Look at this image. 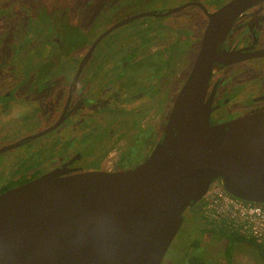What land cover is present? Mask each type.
Segmentation results:
<instances>
[{
	"label": "water",
	"instance_id": "obj_1",
	"mask_svg": "<svg viewBox=\"0 0 264 264\" xmlns=\"http://www.w3.org/2000/svg\"><path fill=\"white\" fill-rule=\"evenodd\" d=\"M264 0H232L206 15L194 67L174 101L161 140L137 168L117 173L58 169L0 195V264H162L182 228L185 212L200 204L219 180L233 197L264 204V111L212 125L206 101L216 66L241 60L218 53L235 21ZM131 16L98 38L144 18ZM219 64V65H217ZM68 109V105L66 110ZM60 121L40 138L60 127Z\"/></svg>",
	"mask_w": 264,
	"mask_h": 264
},
{
	"label": "rangeland",
	"instance_id": "obj_2",
	"mask_svg": "<svg viewBox=\"0 0 264 264\" xmlns=\"http://www.w3.org/2000/svg\"><path fill=\"white\" fill-rule=\"evenodd\" d=\"M75 2L77 5H75ZM186 2V0H73L69 7L65 5L64 0H54L53 3L55 4L48 10L47 15H44L45 18L40 19V15L46 9L44 0H0V18H2L0 20L4 22L5 27L3 32L0 28V87L20 81L21 83L30 84L42 81L44 84V80L51 79L50 82H47L46 88L48 90L36 100L31 101V96L26 94L25 89L19 93L18 101L21 104L18 101L16 102V105H20V107L17 109V113L12 115L11 120H8L5 116H0V149L15 144L23 137L42 132L55 124L61 117L67 88L74 74L71 69L79 66L83 55L80 53L62 59L56 67H53L54 70H49V72L45 70L43 65L57 55L62 46L63 40L56 30L58 26L62 27L64 23L70 22L69 25L77 24L87 33L92 30L93 34L89 36L85 34L84 40L93 38L91 41L94 42L111 27L131 16L146 12L166 13L185 5ZM203 2L209 4L215 2V0H203ZM223 3L224 0L213 6L215 9H219L224 5ZM206 7L209 11L215 10L209 5ZM190 9L187 11L189 12L187 16L177 14L166 19L165 21L169 20L174 27L165 32L162 31V28H159L162 21L156 18L141 19L120 28L105 40L103 49L99 47V51L106 54L103 58L108 64H101L100 59H94L90 63V69L87 70L90 76L95 67L97 71H100V68L105 65V72H110L113 76L115 70L112 69L118 66L123 56H126L124 62H127V59H130L131 62L132 60L141 62V65L136 63L135 69L132 71V74H136L137 78L138 73L142 71L141 68L147 67L143 58L144 54L147 55V53H144L145 51L154 53L166 49V54H168L171 48L177 46V55L182 54V59L177 62L176 75H172L171 71L167 72L168 75L170 74L168 83L177 82V87H172L173 85L169 83L167 90L170 89V91H167L166 95V111L164 110L159 116L153 115L154 112L151 110V113H147L140 120L144 126L148 127L150 124H155L159 117L163 119V124H167L173 108L174 97L181 87L180 84L184 82L193 66L195 43L191 46L190 54L186 53L193 42L190 34L192 33L193 36L198 38L200 28H205L207 24L203 26L204 18L201 12ZM13 22H17L19 28L11 35L9 31L12 29ZM175 58H172V62L175 61ZM109 66L111 70H109ZM101 71H104V69H101ZM234 76L235 79L232 84L241 85L247 77H250V74L244 72V74ZM146 77L149 76L146 74L139 76L141 83L135 87V95H140L139 92L148 89V84L144 83ZM179 79L181 80L179 81ZM127 86L133 87L131 82L127 83ZM24 88H27V86ZM118 93L121 94L122 90L119 84L116 83L111 88L110 94L116 98ZM146 97L148 98V96ZM154 106L153 104L152 107ZM133 107L140 108L142 105L135 103L132 106V102L131 104L128 102L122 103L118 105V112L99 113V116L105 115L104 120L108 121L109 117L106 115L112 117L111 114H114L113 118H115L117 114L125 111L120 109H126L129 112L133 110ZM241 108L236 107L235 109ZM23 113L27 114L22 117ZM121 120H117L120 122L119 124L122 123L123 120ZM131 121L133 120L131 119ZM131 121L128 119L126 125ZM104 123L103 127L106 125ZM165 125L158 128L159 135L163 133ZM118 127L120 128L119 125ZM85 128L86 133L79 137L77 146L72 148V154L69 153L68 148L64 151V146L59 142V135L67 134L74 129L72 122H69L65 128H61L33 143L30 147L1 157L0 175L4 173L8 175L12 169L22 167L24 165L23 161L27 160L29 154H34L36 150L40 151L43 146H49V148L45 149V152L38 159L40 169H42V163L45 164L47 161L49 162L48 168H50L53 164L56 165L71 159L73 153L80 152V150L89 146L93 140L100 139L101 134L98 133L100 127L95 121H92V119L87 121ZM112 139L113 137L109 134L105 144L110 143ZM153 141L156 142L157 139L154 138ZM153 141L152 143H145L148 149L152 146ZM101 149L105 148L102 147ZM60 151H63L64 154L60 155L62 153ZM112 157L115 158V155L113 154ZM44 168H46V165H44ZM5 178L6 175H1L0 182L4 181ZM217 183H220V181ZM184 217V224L162 264H192V262H189V258L192 257L202 259V264H264V257L257 248L243 242L233 243L227 236L220 237L215 233L207 232L209 228L203 222L202 202L193 211H187ZM197 243L198 248L195 249Z\"/></svg>",
	"mask_w": 264,
	"mask_h": 264
},
{
	"label": "flooded vegetation",
	"instance_id": "obj_3",
	"mask_svg": "<svg viewBox=\"0 0 264 264\" xmlns=\"http://www.w3.org/2000/svg\"><path fill=\"white\" fill-rule=\"evenodd\" d=\"M53 1L54 0H44V4H46V9L44 10L51 9L55 4L53 3ZM186 1L187 2L185 4H202L205 7V10L194 6L190 7L191 9L187 8L174 15L182 14L187 16L189 13L187 11L189 9H194L202 13L204 18L203 26L206 24L207 25L205 28H200L201 31L199 32L198 38L196 36H193L192 33L190 34L193 42L190 44L189 50L186 51V53L190 54L191 46L193 43H195V49L193 50L195 60L193 62L191 70L187 74L186 79L183 83L180 84L181 87L179 86L180 88L174 97V101L177 98L182 87L186 83L199 54L203 35L209 24V19L205 11L213 13L223 8L232 0H224V5L219 9H215L213 5L220 3V1L222 0H215V2H210L209 4L203 2V0ZM64 2L66 6L70 7V5L73 3V0H64ZM75 5H77L76 2ZM207 5L213 7L215 10L209 11L206 7ZM171 16L160 19L162 21V25L159 28H162L163 32L170 30L169 28L174 27L172 22H170L169 20L165 21ZM17 25V22H13L12 29H10L9 34L13 35V32L17 31V28H19L17 27ZM0 28L2 32L5 29L4 22L1 20ZM79 29L82 28L80 27ZM119 29H117L116 31H118ZM109 36H107L98 45L90 61L82 71L78 82L74 84L73 82L77 75L79 67L88 54L90 50L89 48L92 47L96 39L91 46L85 49L83 48L81 52H79V54L81 53L83 55V59L78 67H76L75 69H71L74 74L70 79V83L67 88V94L63 102V111L62 114H60L61 117L58 119V121H56L55 124L49 126L42 132L23 137L15 144L0 149V158L4 155L10 154L11 152L30 147L33 143L38 142L39 140L47 137L48 135L56 132L61 128H65L69 122H72V125H74V129L67 134L59 135V142L64 146V151L68 148V150L70 151L69 153L72 152V148L77 146L79 137L82 134L86 133L85 123L91 119L92 121H95L100 127V129L98 130V133L101 134L100 139L93 140L89 146L85 145L86 147L83 148V150H80V152L75 154L73 153L72 157H70L71 159L65 162L58 163L56 165L53 164L50 168H48L49 162L47 161L45 164L42 163V169H40L41 167L38 166V159L41 154L45 152V149L49 148V146H43L40 151L36 150L34 154H29L27 160L23 161L24 165L22 167L12 169L8 175L5 173L1 174L6 175V178L4 181L0 182V195L26 185L50 172L63 168L65 170L67 169L75 172L99 171L106 173H117L132 170L140 166L149 157L153 149L157 146L164 133L163 131V133L159 135L158 128L165 125L166 123L163 124V119L159 117L158 121L155 124H150L152 127L150 125H148L147 127L142 125L143 122H141L140 120L143 119V116H145L147 113H151V110H153L154 112L153 115L159 116L163 113L164 110L166 111V95L168 91L167 87L169 83L173 85H170L172 87H177L178 84L177 82L168 83L170 74L168 75L167 72L171 71L173 73L172 75H176L177 62L178 60L182 59V54L177 55V46H174L173 49L171 48L168 54H166V49L154 53L145 51L144 53H147V55L144 54L143 58L144 63L147 64V67L141 68L142 71L138 73L137 78L136 74H132V71L135 69V64L137 63L138 65H141V62L133 60L131 62L130 59H127V62H124V58L126 56H123L118 66L112 69L113 71L115 70V74L113 76L112 74H110V72L101 71V69H106V66L105 68L101 67L100 71H97L95 67V69H93V72L90 73L89 76L87 73V70L90 69L89 65L94 60L93 57L95 53H98V48L100 47L101 49H103L105 44H102ZM236 52H241L239 53V55L241 56V60L229 66L217 64L219 66H216L214 74L209 83L206 101L211 103L212 112L210 118L212 125L226 123L246 115L264 111V3L242 14L235 21L234 26L232 27L226 40L218 48V53L226 54ZM99 53L100 55L98 58L102 59L104 52L101 51ZM173 56L176 57L174 62H172V58L174 59ZM110 59L112 60V58ZM101 64H103V62ZM244 72L250 74V77H247L245 82L241 83V85L232 84L233 80L235 79L234 75H241L244 74ZM143 74L149 76L144 80V83L148 84V89H145L146 92L145 90L139 92L141 93L140 95H135V87L141 83L139 76ZM180 80L181 79H179V81ZM50 81L51 79H49L48 81L44 80L43 82L46 85H44L42 81H39L40 83L37 82L33 84L25 82L21 83L20 81L15 84H9L7 86L0 87V116H5L8 118V120H11L12 115H15L17 113V109H19L20 107V105H16L19 93L23 91V89H25L27 91L26 94H28V96H31V101L36 100V98H40L41 95L48 90L46 86L47 82ZM129 82H131V85L133 86L132 88L127 86V83ZM116 83L119 84L122 93H118V96L115 98L110 94V90ZM25 86H27V88H24ZM144 92L147 93V95H145ZM146 96H148V98ZM127 102L129 104H131L132 102V106L133 104L138 103L142 105V107H133V110L129 112H127L126 109L119 108L121 111H125L117 114L115 118H113L114 114H111L112 117L106 115L109 117L108 121L104 120L105 115L99 116V113L101 114L118 112V105ZM19 103L21 104V102ZM153 104L155 105L154 107H152ZM67 105L68 109L66 110ZM236 107L242 108L235 109ZM26 114L27 113H23L21 116L24 117ZM63 114L65 120L58 129L40 138L34 139L35 136L47 131L48 129L56 125L63 117ZM119 119L123 120H121V124H119L120 122L117 121ZM128 119H130V121L132 119L133 121L126 125ZM146 120L148 121V119ZM103 123L106 124L105 127H103ZM118 125L120 126V128L118 127ZM109 134H111L113 139L112 141H110V143L105 144L107 136ZM154 138L157 139L156 142L153 141ZM152 141L153 144L152 146L150 145L151 147L148 149L145 143H152ZM99 145L100 147H98ZM102 147L105 149H101ZM60 153V155L64 154L63 151H60ZM113 154L115 155V158L112 157ZM44 165H46V168H44ZM218 181L219 180L215 182ZM194 209L195 207L190 208L187 211H193Z\"/></svg>",
	"mask_w": 264,
	"mask_h": 264
},
{
	"label": "built area",
	"instance_id": "obj_4",
	"mask_svg": "<svg viewBox=\"0 0 264 264\" xmlns=\"http://www.w3.org/2000/svg\"><path fill=\"white\" fill-rule=\"evenodd\" d=\"M202 218L209 225L222 226L264 246V204H251L231 196L221 182L213 183L204 197Z\"/></svg>",
	"mask_w": 264,
	"mask_h": 264
},
{
	"label": "trees",
	"instance_id": "obj_5",
	"mask_svg": "<svg viewBox=\"0 0 264 264\" xmlns=\"http://www.w3.org/2000/svg\"><path fill=\"white\" fill-rule=\"evenodd\" d=\"M44 13L42 15H40V19L45 18L44 15H47L48 10H44ZM70 23H64V25L62 27L58 26V28L56 29L58 32V35H61V38L63 40L62 42V46L60 48V52L53 56L50 60H48L49 62L47 64H44V68L45 70H47L49 72V70H53L54 66L56 67L58 65L59 62H61V59H67L69 57L75 56L76 54H79V52H81V50L84 48H88L89 46L92 45L91 40L85 39V34L87 36L92 35V30H90V32H86L84 29H79L80 26H78L77 24H73V25H69ZM69 26V27H68ZM61 33V34H60ZM91 41V42H90ZM91 44V45H90ZM105 42H103L102 45H104ZM99 48H98V53L96 52L93 59H100L103 64L105 63L106 65L108 64L106 61H104V56L106 55L105 53H103V57L98 58L100 53H99ZM109 60V58H108ZM90 66V65H89ZM52 68V69H51ZM105 68V65H104ZM109 70L110 66H109ZM105 72V69H104ZM49 74V73H48ZM206 227H208L209 229H207V232H212L215 233L217 235H219L220 237H228L233 243H247L248 245L257 248L263 255L264 257V246L258 245L256 244L253 240L250 239H246L244 237H240L236 234H234L233 232L225 229L222 226H217V225H209L206 223ZM206 231V230H205ZM222 235V236H221ZM195 249L198 248V243L195 245L194 247ZM189 262H192V264H202V259H198V257H192L189 258Z\"/></svg>",
	"mask_w": 264,
	"mask_h": 264
}]
</instances>
